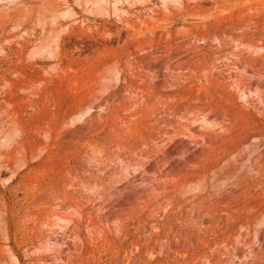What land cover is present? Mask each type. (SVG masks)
Instances as JSON below:
<instances>
[{"label": "rangeland", "instance_id": "1", "mask_svg": "<svg viewBox=\"0 0 264 264\" xmlns=\"http://www.w3.org/2000/svg\"><path fill=\"white\" fill-rule=\"evenodd\" d=\"M0 264H264V0H0Z\"/></svg>", "mask_w": 264, "mask_h": 264}]
</instances>
